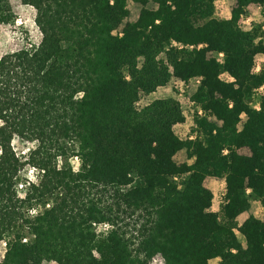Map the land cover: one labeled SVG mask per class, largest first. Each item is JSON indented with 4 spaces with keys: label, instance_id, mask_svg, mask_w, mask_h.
<instances>
[{
    "label": "trees",
    "instance_id": "trees-1",
    "mask_svg": "<svg viewBox=\"0 0 264 264\" xmlns=\"http://www.w3.org/2000/svg\"><path fill=\"white\" fill-rule=\"evenodd\" d=\"M20 1L41 40L0 58V264H264V220H239L264 208V0L226 19L220 0ZM14 21L0 0V28ZM192 82L182 141L178 97L138 104Z\"/></svg>",
    "mask_w": 264,
    "mask_h": 264
},
{
    "label": "rangeland",
    "instance_id": "rangeland-1",
    "mask_svg": "<svg viewBox=\"0 0 264 264\" xmlns=\"http://www.w3.org/2000/svg\"><path fill=\"white\" fill-rule=\"evenodd\" d=\"M234 0H220L215 6V17L219 19L229 18L232 10L235 7ZM12 7L15 14V21L9 25H4L0 28V58L7 53L14 52L21 48L29 45L38 44L41 40L40 32L35 24L36 12L34 9L24 6L20 0H12ZM131 15L130 21H137L141 16L143 8L140 5L129 3ZM262 9L253 7L251 8L247 17L242 20V24L251 26L252 23H258L261 19ZM257 72H260L261 65L264 64V56L258 58ZM174 89V84L170 85L165 90L160 91L152 96H146L142 98L138 106H146L153 100L163 97H178L184 105V112L186 121L185 123L176 127V133L182 141H185L188 137H192L195 124L194 116L196 107L191 101V96L196 88V85L192 82L191 84L185 85L184 83L177 84ZM262 90V89H261ZM261 92H258L253 106L259 108ZM15 151L19 155H26L29 152V148L32 147L20 139H15L13 142ZM177 159L179 161L186 160L185 152H181ZM23 180L35 181V175L30 168H25L22 172ZM206 187L211 190L214 195L213 200V211L218 212L221 210L224 203L225 196V182L218 178H208L205 183ZM250 215H254L259 219L264 220V208L258 205H254L250 213L244 214L239 218L241 222L246 221ZM4 252V247L0 245V260ZM211 264H218V261H212Z\"/></svg>",
    "mask_w": 264,
    "mask_h": 264
},
{
    "label": "built area",
    "instance_id": "built-area-1",
    "mask_svg": "<svg viewBox=\"0 0 264 264\" xmlns=\"http://www.w3.org/2000/svg\"><path fill=\"white\" fill-rule=\"evenodd\" d=\"M32 171V170H31ZM33 172V171H32ZM0 245H2L4 247V252H3V255H2V259L0 260V262L4 259L5 257V254L7 252V243L6 242H3L1 243Z\"/></svg>",
    "mask_w": 264,
    "mask_h": 264
}]
</instances>
